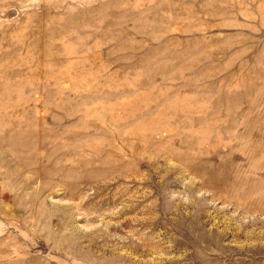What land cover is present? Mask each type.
Masks as SVG:
<instances>
[{
	"label": "rangeland",
	"instance_id": "374dc122",
	"mask_svg": "<svg viewBox=\"0 0 264 264\" xmlns=\"http://www.w3.org/2000/svg\"><path fill=\"white\" fill-rule=\"evenodd\" d=\"M0 264H264V0H0Z\"/></svg>",
	"mask_w": 264,
	"mask_h": 264
}]
</instances>
